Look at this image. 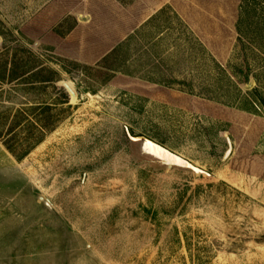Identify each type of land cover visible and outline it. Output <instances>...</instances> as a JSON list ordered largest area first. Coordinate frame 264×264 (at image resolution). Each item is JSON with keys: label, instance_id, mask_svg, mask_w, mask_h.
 I'll return each mask as SVG.
<instances>
[{"label": "rangeland", "instance_id": "rangeland-1", "mask_svg": "<svg viewBox=\"0 0 264 264\" xmlns=\"http://www.w3.org/2000/svg\"><path fill=\"white\" fill-rule=\"evenodd\" d=\"M121 1L0 0V264H264V0Z\"/></svg>", "mask_w": 264, "mask_h": 264}, {"label": "trees", "instance_id": "trees-1", "mask_svg": "<svg viewBox=\"0 0 264 264\" xmlns=\"http://www.w3.org/2000/svg\"><path fill=\"white\" fill-rule=\"evenodd\" d=\"M116 51H118V49L114 48L110 55L112 56L118 53ZM38 68L39 67H34L32 70L17 73L18 77H23L33 70H38ZM11 73L12 70L10 74ZM52 73L53 75L51 77L40 79L38 82H51V86L54 89H58L59 87L56 84V81L59 79V72L55 68H52ZM14 75L15 74L13 73V76ZM63 102L67 103L68 108L73 107L67 94L63 96ZM38 106L42 105H35L34 107H21L16 109L12 115L7 114L6 116H3L0 114V138H2L4 145L9 149V151L19 158L29 153L35 145L43 140L46 133L48 131L54 130L60 122V120L56 119L53 113H46L50 111L51 105H46L44 107L43 111L45 114L40 113L37 115L35 113L37 108H42ZM6 121L9 122L8 127H6L7 133L9 136H11L7 139L4 138L5 129H2ZM25 139L28 143V147H16L15 144H17L19 141H24Z\"/></svg>", "mask_w": 264, "mask_h": 264}, {"label": "water", "instance_id": "water-1", "mask_svg": "<svg viewBox=\"0 0 264 264\" xmlns=\"http://www.w3.org/2000/svg\"><path fill=\"white\" fill-rule=\"evenodd\" d=\"M149 141H150V143H151L153 146H155V147H157L158 149L162 150L164 153H166L167 155L171 156L173 159H175V160H177V161H179V162L185 163V164H187V165H190V166L194 167L196 170H199V168L195 167V166L193 165V163H191L189 160L185 159V158L182 157L181 155H179V154L173 152L172 150L168 149L167 147H165V146H163V145H161V144H159V143H157V142H155V141H152V140H149ZM228 143H229V149L227 150V154L230 153L231 148H232V143H231L230 138H228Z\"/></svg>", "mask_w": 264, "mask_h": 264}, {"label": "crops", "instance_id": "crops-1", "mask_svg": "<svg viewBox=\"0 0 264 264\" xmlns=\"http://www.w3.org/2000/svg\"><path fill=\"white\" fill-rule=\"evenodd\" d=\"M94 1L99 3L101 9L100 13L102 15L109 16V18L111 17V13H112V10L110 8L112 5L120 6L123 9H125V3H123L121 0H94ZM112 15L114 16V13H112ZM179 98H182L184 100L185 97L181 96Z\"/></svg>", "mask_w": 264, "mask_h": 264}]
</instances>
